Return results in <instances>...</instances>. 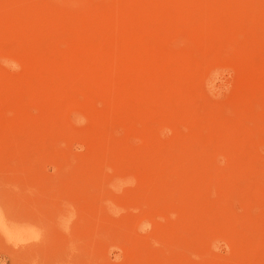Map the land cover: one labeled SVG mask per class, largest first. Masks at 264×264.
<instances>
[{"label":"rangeland","instance_id":"374dc122","mask_svg":"<svg viewBox=\"0 0 264 264\" xmlns=\"http://www.w3.org/2000/svg\"><path fill=\"white\" fill-rule=\"evenodd\" d=\"M0 264H264V0H0Z\"/></svg>","mask_w":264,"mask_h":264}]
</instances>
